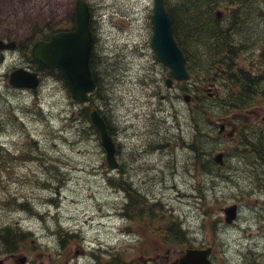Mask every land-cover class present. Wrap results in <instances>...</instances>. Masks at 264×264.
<instances>
[{
	"label": "rangeland",
	"instance_id": "obj_1",
	"mask_svg": "<svg viewBox=\"0 0 264 264\" xmlns=\"http://www.w3.org/2000/svg\"><path fill=\"white\" fill-rule=\"evenodd\" d=\"M75 1L0 0V33L12 29L23 41L34 32L28 50L11 51L0 63V259L171 264L186 247L212 243L217 264L264 255V0L222 3L211 12L233 29L230 52L221 51V41L215 47L198 38L194 18L179 20L194 15L183 9L185 0H164L176 24L190 30L178 34L191 79L171 87L168 67L150 47L153 0H86L103 96L89 109L111 127L119 170L107 167L99 133L60 78L41 74L38 88L26 90L5 76L14 66L35 69L30 47L70 27ZM228 62L234 70L255 69L262 84L242 91L222 71ZM236 119L241 129L230 137L229 125L221 136L218 124ZM219 152L221 162L213 158ZM231 205L238 214L227 223L223 208ZM7 226L28 233L14 240L13 251L1 231Z\"/></svg>",
	"mask_w": 264,
	"mask_h": 264
},
{
	"label": "water",
	"instance_id": "obj_2",
	"mask_svg": "<svg viewBox=\"0 0 264 264\" xmlns=\"http://www.w3.org/2000/svg\"><path fill=\"white\" fill-rule=\"evenodd\" d=\"M152 34L150 47L155 54V59L168 67L171 75L177 80H186L189 73L186 69L185 55L173 34L171 18L165 8L164 0H153ZM90 10L86 0H77L74 10L73 28L68 31L52 33L47 40H38L31 48L33 59L44 67L57 69L66 80L71 96L79 103L88 101V94L95 89L94 75L91 69L92 34L90 29ZM16 48L12 41L2 44L0 49ZM2 57H0V62ZM171 79L166 80V85L171 87ZM8 83L16 88H36L39 84L37 71L23 67L13 69L8 77ZM185 100H188L184 96ZM90 120L99 131L100 143L105 151L106 164L110 169H116L119 164L115 158V144L110 136L103 117L97 110L90 112ZM224 129V123L219 125V132ZM232 129L228 135H232ZM223 152L213 156L214 160L221 162ZM225 221L231 222L237 215V206L231 205L223 208ZM209 249L187 248L185 253L174 264H210L208 260ZM23 259V258H22ZM2 263L0 259V264Z\"/></svg>",
	"mask_w": 264,
	"mask_h": 264
},
{
	"label": "trees",
	"instance_id": "obj_3",
	"mask_svg": "<svg viewBox=\"0 0 264 264\" xmlns=\"http://www.w3.org/2000/svg\"><path fill=\"white\" fill-rule=\"evenodd\" d=\"M185 1H186V3H183V5H184L183 9H187L188 11L193 10L194 15L186 17L184 19H181V17H178L179 20L188 22V20H192L194 18V24H195V29L197 31L198 38H206L209 40L212 39L213 42L215 43V47H216L217 43L219 41H221V42H219V43H222V50L221 51L224 50V52H226V51H229L228 46L230 45V41H231L230 37L233 35V33H231L233 31V29L228 28V27L223 29L222 26L218 25L217 20H215L213 18L211 12L213 11V9H215L218 5H220L222 3L228 4L230 6L236 5V6L241 7V6H248L249 4H251L252 0H185ZM166 9H167V7H166ZM237 9H241V8H237ZM167 11H168V13L171 17V20H172L174 36H175L177 42L182 47V50L185 54L186 66H187V62H189L191 60V57L189 56V54L187 55V53L185 51V44H183L182 41L180 40V36H179L178 32L182 31L183 36H185V37L190 36L189 26H187V23H186L185 26L179 27L178 24H176V21L178 20L176 14L173 16V13L169 9H167ZM263 16H264V9H263ZM236 19H237L236 15H235V17L231 16L229 21L233 22L234 20L236 21ZM72 20H73V15L71 14L70 18H69V22L71 24H72ZM199 24H201V25H199ZM94 40L95 39L93 38V42H94ZM225 48H227V49H225ZM25 49L28 50L27 44H26ZM29 60L32 64L35 65L36 70H40V72H43L45 74L55 75L56 77L60 78L62 80L65 88L69 92L67 82L64 78H62V76L60 75V72L58 70L45 68L41 63H39L38 61H36L32 58L30 51H29ZM96 64L98 65V61L96 60L95 50L93 49L92 57H91V68H92L94 78H95V82H96V89L92 94H90L88 102L84 105H81L82 107L80 108V110H81L80 112L84 116L85 120L90 119L89 107L92 106V104H93L94 96L97 95L98 99L103 97L100 94V91L102 90V88H101L100 83H99L98 72H97L98 67ZM223 68H225V67H223ZM240 70L241 69H239V68H238V70H234V68H232V65L229 62L226 65V69H222V71L227 75V78L241 84L240 86L242 88V91H250L251 93H253L257 89V86L262 84V81L255 80L256 75H257L255 69L254 70H241V72H240L241 76L238 74ZM239 76H240V78H239ZM263 81H264V79H263ZM202 101H204V100H202ZM103 119L106 122L107 130H108L109 134L112 135V130H111V127H110L108 121L105 119V117H103ZM240 122H241V120H240ZM91 124H92V122H91ZM92 126L94 129V132L99 133L93 124H92ZM198 130H199V128H198ZM199 131H201V130H199ZM197 133H198V131H197ZM199 146H200V144H199ZM0 147H1V144H0ZM199 153H201V152H199ZM26 204H27V202H25V205ZM21 205H23V204H21ZM1 231L3 232V239L6 242L7 249L9 251H13L15 249L14 240L16 238H17V240H22L26 236V234H28L27 232L24 233L20 230L13 229L9 226L4 227L3 230H1ZM178 232L182 233L181 228H178ZM178 241H181V240L178 239Z\"/></svg>",
	"mask_w": 264,
	"mask_h": 264
},
{
	"label": "flooded vegetation",
	"instance_id": "obj_4",
	"mask_svg": "<svg viewBox=\"0 0 264 264\" xmlns=\"http://www.w3.org/2000/svg\"><path fill=\"white\" fill-rule=\"evenodd\" d=\"M77 1V0H76ZM76 1H75V4H76ZM12 21V20H11ZM9 22L8 24H6V25H10L12 22ZM69 24H70V27H67V28H61V29H54V30H51L49 33H47V34H44V36H41L38 40H47L48 38H49V36L52 34V33H54V32H57V31H61V30H69L70 28H71V26H72V24L69 22ZM34 35V32H32V35H30V36H27V37H25V38H23V41H21V39L20 38H16V36L13 34V30L12 29H8L7 31H5V32H3V33H0V42H2V44H10L12 41H14L15 42V44H16V49L15 50H21V49H25L26 48V44H27V47H29L30 46V43H32L31 41H33V36ZM93 38H94V36H93ZM37 40H35L34 42H33V44L36 42ZM94 43H95V40H94ZM94 43H93V46H94ZM31 48H32V46L30 47V50H31ZM12 50H8V49H0V57H2V62H0V63H3V62H5L6 61V59H7V53H9V52H11ZM12 52H15V51H12ZM14 68H16L15 66L9 71V73L14 69ZM37 72H38V74H39V77H40V79H41V74H44L43 72H40V70H37ZM9 73L7 74H5V76H7V79H8V75H9ZM169 77H166L165 78V81L167 80V79H171L172 81H171V83H172V86L174 85V81L175 82H183V80H175V79H173L172 78V76H171V74H170V72H169ZM190 81V80H189ZM188 81V82H189ZM40 85V84H39ZM193 85H195L194 83H193ZM199 87V88H198ZM197 88H196V90L197 89H201L202 91H204V87H201V86H198ZM38 88V87H37ZM37 88H35V89H26V90H36ZM199 90H197V91H199ZM212 93V92H211ZM184 96H186L187 98H188V101L190 102L191 100H192V98H193V96L192 95H188V94H185ZM224 129L219 133V134H221V136H224L225 134H226V129H227V127L229 126V125H231V127L232 128H230V129H234L235 131H234V134H236L237 133V131L238 130H240L241 129V123H240V120L239 119H236V121H232V124L229 122V121H227V120H225V122H224ZM234 127V128H233ZM233 134V135H234ZM232 137V136H231ZM256 234H259V231H256ZM264 236V235H263ZM186 248H189V247H186ZM185 248V249H186ZM199 248H206V249H209V256H208V258H209V261H210V264H217L218 263V261L215 259V252H216V248H214L213 247V243L211 244V245H208V246H205V247H199ZM70 249V250H69ZM185 249L183 250V251H181L180 253H177V257L176 258H173V259H171L170 260V262H171V264H174L175 263V261L176 260H178L181 256H182V254H184V252H185ZM71 251H72V249L71 248H68L67 249V252H68V254H67V256H69L70 254L69 253H71ZM76 252H77V254H84L85 253V251H84V249L83 248H79V249H77L76 250ZM10 256H12L13 258H14V254H10ZM156 258L157 259H159V255H157L156 256ZM167 258H168V255H167ZM170 259V258H169ZM6 260V258H2L1 259V261H2V263L1 264H4V261ZM69 259H67V261H68ZM152 260L154 261V259L152 258ZM14 261H16V262H18L17 264H42V262L41 261H39V260H36V259H28V258H23V259H20V258H14ZM92 263L91 264H98L99 263V260L96 258V257H94L93 259H91L90 260ZM243 264H264V255L262 254V253H260V252H258V254H257V256L255 257V258H252V259H249L246 263H243Z\"/></svg>",
	"mask_w": 264,
	"mask_h": 264
},
{
	"label": "bare ground",
	"instance_id": "obj_5",
	"mask_svg": "<svg viewBox=\"0 0 264 264\" xmlns=\"http://www.w3.org/2000/svg\"><path fill=\"white\" fill-rule=\"evenodd\" d=\"M166 8V7H165ZM167 10V9H166ZM168 12V11H167ZM169 14V13H168ZM170 16V15H169ZM171 18V17H170ZM151 21V20H150ZM172 21V20H171ZM152 23V22H151ZM173 25V24H172ZM174 34V33H173ZM175 37V36H174ZM176 39V38H175ZM179 46H180V44H179ZM181 47V46H180ZM181 49H182V47H181ZM184 53V52H183ZM185 59H186V57H185ZM185 65H186V62H185ZM169 69V68H168ZM186 69H187V71H188V68H187V66H186ZM170 71V70H169ZM188 73H189V71H188ZM189 76H190V73H189ZM165 83H166V81H165ZM172 86V85H171ZM222 123V122H221ZM220 123V124H221ZM225 126V125H224ZM232 129H229V131L227 132V135H228V133L231 131ZM218 132H219V124H218ZM220 133V132H219ZM233 134H234V132H233ZM233 134L232 135H228V136H233ZM110 136H111V134H110ZM112 137V136H111ZM115 154H116V152H115ZM223 155H224V153H223ZM116 158V157H115ZM105 160H106V158H105Z\"/></svg>",
	"mask_w": 264,
	"mask_h": 264
}]
</instances>
